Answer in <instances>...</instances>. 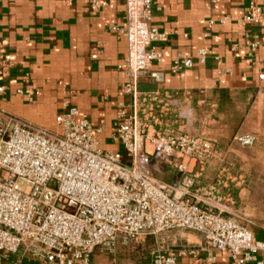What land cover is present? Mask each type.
I'll return each instance as SVG.
<instances>
[{
  "label": "built area",
  "instance_id": "1",
  "mask_svg": "<svg viewBox=\"0 0 264 264\" xmlns=\"http://www.w3.org/2000/svg\"><path fill=\"white\" fill-rule=\"evenodd\" d=\"M105 4L90 0L93 10ZM123 5L122 25L110 28L127 43L120 67L127 79L121 92L130 96V111L127 114L125 105L120 104L115 135L128 159L101 147V127L79 118L75 105L62 103L53 131L0 107V253L9 256L22 251L50 264H91L95 250L106 254H113L118 246L142 250L152 236V264H176L166 235L184 229L203 235L208 249L228 253L229 264H250L254 260L261 264L256 255H264V239H257L235 218L193 199L197 179L194 167L212 157L213 141L186 131L151 129L170 113L172 94L140 90L139 83L142 76L157 83L163 80L162 72L152 70L150 65L162 59L157 44L165 33L152 23L151 0H123ZM226 19L217 21L224 23ZM237 20L258 26L256 32L234 44L253 58L264 43L261 6L250 1ZM214 22L211 19L209 24ZM206 55L204 48L196 52L201 63ZM14 65L0 42L1 80L9 76ZM193 65L192 57L176 54L169 70L177 73ZM229 73V69H221L219 82L224 83L223 76ZM23 79L28 83L29 74L25 73ZM6 89L0 82V95ZM39 92L30 86L15 89V94L29 101ZM234 138L244 146L256 140L253 133ZM188 161H193V168ZM164 166L177 173L176 181L160 183L151 174L155 167L161 170ZM214 260L215 255L210 253L205 263Z\"/></svg>",
  "mask_w": 264,
  "mask_h": 264
},
{
  "label": "crops",
  "instance_id": "2",
  "mask_svg": "<svg viewBox=\"0 0 264 264\" xmlns=\"http://www.w3.org/2000/svg\"><path fill=\"white\" fill-rule=\"evenodd\" d=\"M105 1L93 10L90 0H0V42L15 63L7 78L6 91L0 95V107L33 125L53 131L55 117L63 102L78 108L79 118L101 127L98 134L103 149L123 154L115 135L120 104L130 111V96L121 92L126 81L120 68L126 52L125 38L110 26L122 25L123 0ZM250 1L262 8L264 0H151L152 23L165 33L157 47L162 59L151 63L161 71L159 83L142 76L139 88L158 89L172 94L168 115L154 131H186L201 134L213 141V155L203 165L194 167L197 179L193 199L242 224L257 239H264V43L253 58L234 44L244 41L258 26L238 23ZM226 17L224 23L217 21ZM211 19L215 22L209 24ZM199 48L207 50L206 60L196 57ZM176 54L194 59L191 68L177 73L169 70ZM229 69L224 83L219 82L221 69ZM29 74V82L23 79ZM40 90L33 101L15 94L16 87ZM152 132V131H151ZM253 133L257 137L255 154L235 140V135ZM242 153L240 159L233 153ZM151 174L160 183L177 180V173L164 166ZM179 195V191L176 193ZM169 252L176 264H229L228 253L206 247L203 235L192 230H173L166 235ZM148 249L155 240L148 236ZM150 247V248H149ZM185 249V252H180ZM149 250L141 264H152ZM189 250H194L190 253ZM91 264H106L95 250ZM50 264L19 251L9 256L0 253V264ZM256 261L264 264V255ZM250 264H255V260Z\"/></svg>",
  "mask_w": 264,
  "mask_h": 264
},
{
  "label": "rangeland",
  "instance_id": "3",
  "mask_svg": "<svg viewBox=\"0 0 264 264\" xmlns=\"http://www.w3.org/2000/svg\"><path fill=\"white\" fill-rule=\"evenodd\" d=\"M257 141V137L255 142ZM255 142L251 144L250 146L244 147L248 149L249 151H242L245 156L250 157V155L255 154ZM242 153H233V157L236 159H240ZM211 158H209L207 161H209ZM206 161V162H207ZM234 219V218H233ZM238 222L242 224L241 218L236 217L235 218ZM151 245L149 243L145 244L142 250L140 249H131V248H126L123 246H118L113 254H106V253H100L104 258H106L105 263L106 264H141L142 259L146 257L148 246ZM150 248V247H149Z\"/></svg>",
  "mask_w": 264,
  "mask_h": 264
}]
</instances>
